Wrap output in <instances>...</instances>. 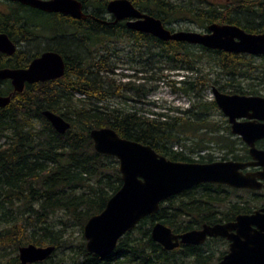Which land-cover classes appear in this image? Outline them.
I'll return each mask as SVG.
<instances>
[{"label": "trees", "instance_id": "16d2710c", "mask_svg": "<svg viewBox=\"0 0 264 264\" xmlns=\"http://www.w3.org/2000/svg\"><path fill=\"white\" fill-rule=\"evenodd\" d=\"M131 1L172 29L169 24L185 19L205 30L212 22H229L251 32H264V0ZM97 2L90 5L97 17L78 18L33 7L20 13L28 15L32 31L41 26L40 33L59 40L47 49L64 55L66 70L61 77L28 84L24 93L0 107V140L4 138L0 141V264H188L191 257L195 264H213V253L206 254L204 245L169 250L150 233L156 219L175 228H191L193 224L181 216L192 206L206 205L197 196L180 194L164 199L150 219H141L106 256L88 250L84 234L78 241L66 235L64 218H60L64 224L60 227L52 220L56 211H63L83 230L89 217L100 212L122 185L119 159L95 148L92 128L110 126L121 136L151 144L169 158L190 159L183 148L175 150L174 145L187 146L191 132L208 133L213 119L204 113L217 107L215 101L199 98L203 88L221 79L205 72V60L213 61L229 78H244L251 70L247 53L163 39L129 27L125 19L101 21L102 14L108 15L109 0ZM125 41L132 58L139 56L145 65L147 74L139 79L123 80L115 75ZM172 67L177 72L188 71L169 81L194 98L191 107H169L182 114L157 110H152L154 116L147 114L138 103H145L148 93L155 90L157 85L151 81L163 80L168 75L164 69ZM130 99L135 102L132 106L123 104ZM46 109L64 116L70 127L58 131L44 114ZM203 140L196 141L195 147H206ZM28 243L54 244L56 248L44 260L23 263L19 247ZM179 249L183 255L177 254Z\"/></svg>", "mask_w": 264, "mask_h": 264}, {"label": "water", "instance_id": "95a60500", "mask_svg": "<svg viewBox=\"0 0 264 264\" xmlns=\"http://www.w3.org/2000/svg\"><path fill=\"white\" fill-rule=\"evenodd\" d=\"M20 1L48 11L71 13L76 17L89 15L83 11L81 0ZM107 9L115 16V21L125 19L129 27L163 39L185 40L234 52L264 53V32H251L235 23L212 22L206 30L172 29L160 17L141 10L131 0H109ZM1 45H7L8 48ZM0 48L8 51L15 48L5 33H0ZM65 70L63 56L52 50L35 58L25 69L0 70V77L13 78L16 89H22L23 85L20 84L25 80L58 78ZM214 92L217 102L231 121L235 119L233 111L237 110L238 105L249 106L258 99L249 95L223 93L217 88H214ZM10 99L9 95L0 94V105L9 103ZM44 114L58 131L64 132L70 127V121L55 111L46 109ZM239 126L234 121V131L243 133ZM90 135L99 152L115 155L119 159L123 179L122 185L108 199L105 207L89 217L83 227L87 249L102 256L111 254L127 230L136 226L144 215L156 212L164 199L177 192L206 181L248 185L247 181L236 174V169L243 164L234 160H173L151 144L121 136L110 126L92 128ZM251 222L260 223L264 230V213L257 216L239 215L237 222L204 224L202 228L181 233L174 232L163 222H157L152 228V236L165 248L171 249L180 242L201 243L207 235H228L233 238L230 251L216 264H264V242L253 237L257 242L254 245L247 234L242 240L227 232L230 227H245ZM55 248L54 244L28 243L19 247V257L23 263L44 260Z\"/></svg>", "mask_w": 264, "mask_h": 264}, {"label": "flooded vegetation", "instance_id": "af4514ba", "mask_svg": "<svg viewBox=\"0 0 264 264\" xmlns=\"http://www.w3.org/2000/svg\"><path fill=\"white\" fill-rule=\"evenodd\" d=\"M3 1L5 5L3 8H0V33H5L8 38L14 43L15 48L12 51L0 48V70L25 69L30 66L31 62L35 58L41 56L46 51L52 50L60 53L63 56L66 64V59L60 51L56 49H47V46L49 45H58L59 40H56L54 36L40 33L39 31L41 26L36 27V29L32 31L31 27L29 26L32 25V22L30 19H27L28 15L20 13H22L23 11L26 12V10H29L33 7L48 13H64L69 14L73 17L76 16L72 15L71 13H65L62 11L44 10L20 0ZM81 1L83 3V11L89 14L86 17H97L92 13L95 8H92L90 4L85 5L83 0ZM17 14H19L20 16H18ZM113 17L114 19H112ZM98 19L104 22H116L115 16L109 11L108 15L102 14V17H99ZM43 39H47V43H45L44 46L37 45ZM1 46L8 48L7 45ZM32 46H34L35 48H32ZM243 53L250 54L251 60V70L248 73V85L242 83L241 80H243V78H230L227 81H222L223 79H219V81H217L216 83H212V86H210L213 92L211 98H208V95H206L205 93V90L209 86L202 89L201 96L199 97L202 101L216 102L217 107L215 109L208 110L206 113H204L205 115H208V118H211L214 121L212 124L213 129H211V127L210 130L225 131L226 133L231 135L232 143L230 145H227V150L223 151L224 153L222 152L217 155L214 154V150L216 149V147H214L213 149L212 145L208 144L206 147L200 148L195 147V143H193L192 146L184 150L188 154L190 159H179V161L213 162L216 160H234L236 162H240L243 165L239 166L236 169V174H238L243 181H247L248 185L236 186L223 182L206 181L200 182L173 194L172 196L185 194L186 197L189 198L197 196L202 199L201 202L205 203L204 200L206 201L205 206H201L200 208L196 207L195 209L192 206L189 210L182 211L181 219L185 220V222L189 221L190 223H192L193 226L191 228H175L168 225L176 233L185 232L194 228L199 229L202 228L204 224L214 225L217 223L225 224L230 222H237L239 215L255 214L257 216L261 213H264V60L262 62H258L256 60L257 58H264V53ZM47 80L52 79L34 81L25 80L22 84L19 83L20 85H23V88L16 89L13 78L0 77V94L9 95L11 98L9 101L10 103L17 94L25 92L26 86L28 84ZM214 88H217L220 92L223 93L249 95L258 97V99L251 102L249 106L238 105L237 110L233 111L235 119L231 121L230 116L224 112L222 107L217 102ZM7 104L8 103H6L5 105ZM5 105H0V107H3ZM215 114L220 116L219 122H216L214 118ZM234 121L241 125L239 126V128L243 130V133L234 131ZM176 147L177 145H174L175 150H182V148L177 149ZM222 150L224 149L222 148ZM200 189H203V191L199 192ZM230 190H244L250 195V197L243 196L244 194L242 193L241 196L243 197L239 196L238 200L235 201L234 199H231L230 196H228ZM225 204H229V206L227 207ZM172 211H175V209ZM151 214L153 213L146 214L141 219H143L144 217L150 219ZM157 222L163 221L159 219L155 220L150 230L151 235L152 228ZM244 228L248 229V231H246V229L244 230ZM227 232L230 234H234L236 237L242 240L245 239V234H247V236L251 237V243L254 245L255 243H257L255 242L254 238H256L258 241H261V243L264 242V230L262 228V225L257 222H251L250 224L245 225V227H230L227 229ZM210 242H220L217 253L204 247V252L206 254H208L209 252L213 253V256L215 258L213 264H216L223 258L226 253L230 251V246L233 242V238H229L228 235L223 234L207 235L206 239L201 243L197 244L191 242H180L179 245L174 246L169 250L184 248L185 245L192 244L206 246L207 244H210ZM180 252L181 255H183V251L180 250Z\"/></svg>", "mask_w": 264, "mask_h": 264}, {"label": "rangeland", "instance_id": "374dc122", "mask_svg": "<svg viewBox=\"0 0 264 264\" xmlns=\"http://www.w3.org/2000/svg\"><path fill=\"white\" fill-rule=\"evenodd\" d=\"M98 2L97 0H91L90 5L94 6L97 5ZM5 5L3 0H0V8H3ZM170 26H173L175 29H195V30H205L204 27L200 26L198 23L193 22V21H189V20H185V19H181L179 22L174 23V24H169ZM49 42V41H48ZM45 43H47V39H43L42 41H40L37 45L39 46H44ZM124 45L126 46L124 48V51L122 52V57L121 59L118 61V67L116 68L117 70V74H115L118 78H122L123 80H128V79H139L138 76H140L141 74H147L145 70V65L143 64L142 60L140 61V57L138 56L137 59H133L132 58V54L129 53L131 48L129 46V43H127V41H125ZM32 48H35L34 46H32ZM139 59V60H138ZM258 62H262L264 60V58H257L256 59ZM211 62V63H210ZM208 61L205 60V62L203 63V68L205 69V72H210L209 75H211L212 77H215L218 75H220V78L223 79L222 81H227L229 80V76L226 74H222L220 73V68L218 66L213 65V61ZM173 64V63H172ZM139 69V71H137ZM165 73H167V77H164L163 80H152L151 82H154V84H156V88L155 90L151 91L150 93H148L147 97H146V101L145 103H138L139 106H143L144 110L146 112H148L147 114L150 115H155L152 110H157L159 112H169L170 114H178L179 112H177V109H172L170 110L169 107L172 108H176L179 107L181 109L184 108H188L191 107L192 105V101H194V98H192L190 95L185 94L182 90L179 89H175L174 88V83L170 82L169 80L175 77H182V74H187L188 71L183 70L182 72H177L176 69H172L171 68H167L164 69ZM194 74L196 75V71H193ZM192 72V74H193ZM122 73H127L128 75H123ZM152 73V71L148 72V74ZM137 75V76H136ZM194 75V76H195ZM141 81V80H138ZM243 84L248 85V75L246 74V77L243 78V80H241ZM206 95H208V98H211L213 95L212 92V88L208 87L205 90ZM76 96H79V94ZM152 101H156V103L158 105H154L152 103ZM113 104H117V101H110ZM135 102H133V100H128L127 102H123V104H125L126 106H132V104H134ZM150 110V111H149ZM182 114V113H179ZM214 118L216 120V122L220 120V116L215 114ZM214 122V121H213ZM213 126V125H212ZM200 134L197 133H193L191 132L188 135V138L186 140L187 142V146H183L181 147V144H175L177 145V149H181L183 148L184 150L188 149L190 146L193 145V143H195L196 141H199L200 138H203L204 140L202 142H206L207 145L210 144L212 145L213 149L214 147H216V149L214 150V154H220L223 151L227 150V145H230L232 143V138L231 135L226 133L223 130H217V131H211L208 130V133H205L203 131H199ZM0 141H4V138L2 137ZM222 148L224 150H222ZM224 153V152H223ZM203 191V189H200L199 192ZM244 194L243 196L246 197H250V195L244 191H235V190H230L229 191V195L231 197V199H234L235 201L238 200L239 196H241V194ZM241 196V197H243ZM245 198V197H244ZM227 207L229 206V204H225ZM60 218H64V220L67 222V228H66V235H70V238H72L75 241H78L80 238H82V235L84 234V229L82 230L81 227L79 225H76L75 223H73V220H70L63 211H56L55 215H53V222L54 223H58L57 227H60L61 225L59 224H63L60 221ZM64 225V224H63ZM0 226H3L0 225ZM220 242H210V244H207L206 246H204L207 249L213 250L215 251V253H217V249L219 246ZM205 250V249H204ZM177 254L181 255L180 249L177 250ZM193 258H188L187 261L189 262L188 264H195L193 263ZM215 260V258H214ZM135 263V262H134ZM134 263H127V264H134Z\"/></svg>", "mask_w": 264, "mask_h": 264}]
</instances>
